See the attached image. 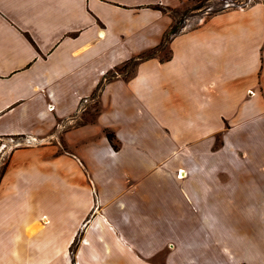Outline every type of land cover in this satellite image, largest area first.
<instances>
[{
    "label": "crops",
    "instance_id": "obj_1",
    "mask_svg": "<svg viewBox=\"0 0 264 264\" xmlns=\"http://www.w3.org/2000/svg\"><path fill=\"white\" fill-rule=\"evenodd\" d=\"M190 1L0 0V264H205L245 248L222 219L253 209L195 206L192 150L203 148L198 172L226 187L264 182V154L258 173L239 170L230 154L264 153V141L253 142L264 122L252 130L257 116L244 117L264 109V1L211 14L171 38L170 59L106 79L159 47L177 23L171 11ZM93 102L95 117L74 124ZM222 116L243 118L225 128ZM7 139L24 142L1 148ZM176 142L190 146L172 153L173 161L189 151L176 173L146 179L142 165L166 161ZM180 170L189 189L174 191ZM174 199L179 215H155L171 212ZM178 223L182 239L171 235ZM202 233L220 241L210 247L197 241Z\"/></svg>",
    "mask_w": 264,
    "mask_h": 264
},
{
    "label": "rangeland",
    "instance_id": "obj_2",
    "mask_svg": "<svg viewBox=\"0 0 264 264\" xmlns=\"http://www.w3.org/2000/svg\"><path fill=\"white\" fill-rule=\"evenodd\" d=\"M257 0H193L184 5L181 9L173 10L171 11V14L175 17L176 21L179 22V25L181 26V30H186L190 28H195L200 23V20L202 18H205L211 14L217 13L222 9L227 8H244L249 6L250 4L254 3ZM264 1V0H263ZM171 55L170 50L168 47H164L158 54L156 55L161 60L165 61L167 58H169ZM135 67L133 64H127V65H120L117 67V71L115 70L113 72L114 76H117L120 74L124 78H128L134 74ZM110 74V76H113ZM86 114L83 116V119H80L77 123H82L83 121H89L92 120L96 113L100 110L97 103L93 102L91 106L88 107ZM264 109L259 110L255 109L253 115H248L244 117H254L253 119L249 121V123L246 125V128L254 129L256 125L260 123V121L264 122ZM260 115V116H259ZM241 118L240 116H234V117H224L222 116L223 124L225 128H228L230 126L235 125ZM260 119V120H259ZM253 122V123H252ZM252 123V124H251ZM71 126V125H70ZM70 126H67L69 128ZM68 130V129H67ZM260 132H258V135L255 137V141L253 138V142H256L257 145H259L264 139L262 137ZM218 137V136H217ZM217 139V138H216ZM19 142H24L23 139H7L3 141L1 144V148L10 146L16 147L18 146ZM217 143V142H216ZM214 143V145L216 144ZM114 144L117 146L118 144L116 139L114 140ZM178 142L174 144L172 148L168 150L167 153H164V157H168L166 161H163L162 163L156 164V167H151V169H148L147 166L142 165L141 172H144L145 178L149 179V177H156L162 179V181H166V170L170 169L176 173L177 167L180 164V162L183 160L181 157L183 154H187L189 151H185L180 153V151H183L185 147L189 148L190 146H184L183 148H180L178 146ZM64 146V149H67V146ZM199 147L198 145H195ZM201 147V146H200ZM180 148V149H179ZM8 149H11L9 147ZM116 149V150H117ZM161 147L156 148V151L150 154L154 155L156 152L158 154L161 152ZM175 150L176 155L178 156L175 158V160H171L173 156L172 153ZM196 151L197 157H192L193 159L197 160L199 162V166H203L202 157H203V148H194L192 152ZM244 152H246L244 154ZM231 157L239 161L238 167L239 170H252L254 173L261 172L262 165L258 162H261V158L264 153L261 152V148L258 149L255 146H252L251 148H234L233 151H230ZM244 154V155H243ZM186 156V155H185ZM184 156V157H185ZM264 158V157H263ZM200 160V161H199ZM245 161H249L248 163H245ZM246 164V165H245ZM197 167V173L193 177H195L194 181H196L195 187H192L190 198L193 201L195 206H198L200 209H203L205 206L208 205H218L221 206V209L226 206H236L240 202V204L248 206V208L253 209V211H243L236 215L232 219H222V223H230L233 226H236L235 228L239 230L240 234L243 233V235L237 240V245L246 244L245 248L242 250L237 249L239 246L236 247V256L233 254L232 256H228L226 258H220L217 256H212L210 254V257L205 260V264H264V211H259V206H263V200H264V182L259 180V178L256 180H251L252 182L248 183H239L234 180L231 187H226L227 184L224 179L220 180H214L213 178L209 179L204 177L203 174L198 172ZM171 172V171H170ZM182 173V170L178 172V178L180 177ZM256 175V174H255ZM177 177H175L172 180V183L170 182L172 188L174 191L180 190V187H186L184 184L188 185L186 188L189 189V181L183 180V178H180L178 180ZM209 179V180H208ZM185 181V182H184ZM253 185V186H252ZM205 186V188H204ZM263 186V188H262ZM208 190V191H207ZM247 190L246 194L244 191ZM242 193V195H239V193ZM209 195L208 197H206ZM250 200V202H249ZM233 203V204H231ZM177 200H173L174 208L171 212H166L163 210L156 211V214H167L170 216L173 212L175 215H179L182 210L180 207L178 208L176 206ZM203 210H201L202 212ZM164 212V213H163ZM214 213H205L206 216H210L211 219H214L213 216ZM200 214L195 215L194 219H200ZM175 218V217H174ZM179 226L176 227V232H172L171 235H177L180 239L183 238V226L182 224L178 223ZM248 234V237L244 234ZM197 241H201L204 243H207L208 246L213 247L214 243L220 241V238L218 237H208L204 233H202L200 236L199 234L196 235ZM212 236V235H211ZM232 241L231 239H227V242ZM222 245L218 246V249H220ZM225 245L223 246V248ZM75 246L73 245L72 252H74ZM217 248L214 249V253L218 251ZM228 254H230V250H225ZM161 257L157 258V261L160 262Z\"/></svg>",
    "mask_w": 264,
    "mask_h": 264
},
{
    "label": "trees",
    "instance_id": "obj_3",
    "mask_svg": "<svg viewBox=\"0 0 264 264\" xmlns=\"http://www.w3.org/2000/svg\"><path fill=\"white\" fill-rule=\"evenodd\" d=\"M222 10H220V11H222ZM172 31H174V32H172ZM180 31H181V26L179 25V22H177L173 26L171 31H169V32H167L165 34V36L163 38V41H162V43H161V45L159 47L154 48V49H152L150 51H147V52H143L139 56H137L135 58H132L131 60L127 61L123 65L133 64V66L135 67L141 61L148 60V59H151V58H155L156 55L158 54V52H160L164 47H166L167 44L171 41V38L175 34H178ZM168 59H170V57L167 58L166 60H168ZM116 71H117V68H116ZM111 74L113 75V72H111ZM114 77H115L114 75L110 76V74H109V76L106 79L107 80H111ZM101 85H100V87H101ZM106 136H107L108 140L110 141V143L112 144L113 148L116 150L117 146L114 144V140L116 139L114 133L106 131Z\"/></svg>",
    "mask_w": 264,
    "mask_h": 264
},
{
    "label": "bare ground",
    "instance_id": "obj_4",
    "mask_svg": "<svg viewBox=\"0 0 264 264\" xmlns=\"http://www.w3.org/2000/svg\"><path fill=\"white\" fill-rule=\"evenodd\" d=\"M184 177H185V175H184V171L182 170V173H181V175H180L179 178H184Z\"/></svg>",
    "mask_w": 264,
    "mask_h": 264
},
{
    "label": "built area",
    "instance_id": "obj_5",
    "mask_svg": "<svg viewBox=\"0 0 264 264\" xmlns=\"http://www.w3.org/2000/svg\"><path fill=\"white\" fill-rule=\"evenodd\" d=\"M228 9V8H227ZM224 10V9H223ZM203 20V18L200 20V21H202ZM249 92H251V91H249ZM253 94V93H252Z\"/></svg>",
    "mask_w": 264,
    "mask_h": 264
},
{
    "label": "water",
    "instance_id": "obj_6",
    "mask_svg": "<svg viewBox=\"0 0 264 264\" xmlns=\"http://www.w3.org/2000/svg\"><path fill=\"white\" fill-rule=\"evenodd\" d=\"M172 32H174V31H172Z\"/></svg>",
    "mask_w": 264,
    "mask_h": 264
}]
</instances>
